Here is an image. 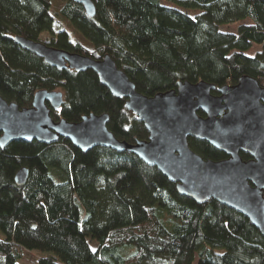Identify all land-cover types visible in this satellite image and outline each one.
Returning <instances> with one entry per match:
<instances>
[{
	"label": "trees",
	"instance_id": "obj_1",
	"mask_svg": "<svg viewBox=\"0 0 264 264\" xmlns=\"http://www.w3.org/2000/svg\"><path fill=\"white\" fill-rule=\"evenodd\" d=\"M53 1L0 0V95L20 108L31 106L37 90H61L54 120L107 113L119 140L148 137L95 72L55 68L15 44L14 35L93 59L109 54L147 96L176 90L179 81L217 88L250 75L264 85V0H92L93 16L59 0V15L90 48L65 29L52 30ZM236 21L235 32L219 28ZM42 32L49 36L41 39ZM188 144L204 159L226 158L205 140L189 137ZM21 167L29 175L17 186ZM0 232V264H17L24 250L48 252L38 264H193L195 255L196 264H264V238L242 214L178 194L131 153L83 152L66 138L0 148Z\"/></svg>",
	"mask_w": 264,
	"mask_h": 264
},
{
	"label": "water",
	"instance_id": "obj_2",
	"mask_svg": "<svg viewBox=\"0 0 264 264\" xmlns=\"http://www.w3.org/2000/svg\"><path fill=\"white\" fill-rule=\"evenodd\" d=\"M71 1L88 16L95 14L92 0ZM12 40L55 68L91 69L113 96L126 100L125 107L143 123L148 137L119 140L107 127V113L85 114L78 122L54 120L50 111L60 109L63 92L40 89L24 108L0 95V148L14 140L48 145L66 138L83 152L105 147L131 153L175 183L178 194L197 203L216 200L246 217L264 238V85L258 78L243 75L237 83L217 88L203 80L179 81L176 90L147 96L109 54L93 59L20 35ZM189 137L207 141L226 158H202L190 148ZM28 175L29 169L21 167L14 183L24 185Z\"/></svg>",
	"mask_w": 264,
	"mask_h": 264
},
{
	"label": "rangeland",
	"instance_id": "obj_3",
	"mask_svg": "<svg viewBox=\"0 0 264 264\" xmlns=\"http://www.w3.org/2000/svg\"><path fill=\"white\" fill-rule=\"evenodd\" d=\"M61 4H62L61 1L54 0L52 7L50 9V13H51L53 20H54L53 25H52V30L57 31L60 29H65L70 34L73 42H79L80 44L84 45L85 47L90 48L89 45L81 37H79L76 33H74L72 31L69 24L63 18H61V16L59 15V9H60ZM239 23H240V21H236V22H232V23H228V24H222L219 26V28L222 31L235 32ZM48 36H49L48 32H42L40 37H41V39H45ZM0 237H2L1 232H0ZM89 244H90L92 249H94L96 246V243L94 241H90ZM48 254H49L48 252H44V251L24 250L23 256L17 262V264H38V259L40 257H43V256H48ZM196 260H197V255H195V261L193 264H196Z\"/></svg>",
	"mask_w": 264,
	"mask_h": 264
}]
</instances>
